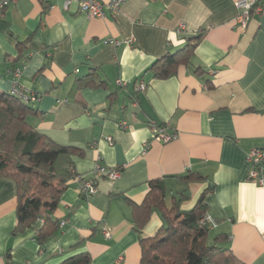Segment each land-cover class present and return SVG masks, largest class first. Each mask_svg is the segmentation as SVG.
Wrapping results in <instances>:
<instances>
[{
	"label": "crops",
	"instance_id": "obj_1",
	"mask_svg": "<svg viewBox=\"0 0 264 264\" xmlns=\"http://www.w3.org/2000/svg\"><path fill=\"white\" fill-rule=\"evenodd\" d=\"M64 1L16 0L0 14V94L16 82L38 96L27 121L72 149L75 175L50 215L56 232L42 244L35 240L38 220L12 235L15 186L0 179V264H60L81 253L90 264H140L131 204L162 181L169 206L180 190L174 177L188 173L205 180L188 185L179 209L191 210L211 187L206 214L218 221L212 239L225 236L224 247L243 264H264V187L247 180L244 160L249 149H264V0L245 30L234 27L242 0H126L100 19L74 5L64 10ZM189 45L186 63L153 78L148 69L156 61ZM23 55L29 59L21 65ZM20 66L14 81L9 70ZM89 74L93 86L79 88ZM152 122L176 137L152 141ZM97 164L119 169V177L101 178L86 196L78 177ZM161 224L153 213L140 235L154 236Z\"/></svg>",
	"mask_w": 264,
	"mask_h": 264
},
{
	"label": "trees",
	"instance_id": "obj_2",
	"mask_svg": "<svg viewBox=\"0 0 264 264\" xmlns=\"http://www.w3.org/2000/svg\"><path fill=\"white\" fill-rule=\"evenodd\" d=\"M193 47L189 45L176 54L164 56L148 71L155 79L167 78L175 73L179 64L188 61ZM19 59L24 65L29 57L23 55ZM16 68L22 71L23 66L12 67L9 71L13 73ZM91 77L89 74L77 86H93ZM33 112L30 104L10 94H0V179H9L14 183L17 201L12 235L32 229L35 222L41 219L35 240L42 244L46 237L56 232L58 221L52 220L50 215L56 210L67 182L75 175L72 149L56 145L38 133L27 121L28 114ZM150 125L163 127L153 122ZM174 179L180 190L170 195L169 206L162 181L149 184L140 205L131 204L134 229L139 234L140 264H243L224 247L225 236H215L209 244L210 231L200 224L207 210L205 195L212 191L211 187L201 194L191 210L179 209V204L188 198V185L205 178L188 173ZM44 213L47 215L44 216ZM153 213L158 214L162 224L154 236L142 237L141 231ZM90 262V256L81 253L60 264Z\"/></svg>",
	"mask_w": 264,
	"mask_h": 264
},
{
	"label": "built area",
	"instance_id": "obj_3",
	"mask_svg": "<svg viewBox=\"0 0 264 264\" xmlns=\"http://www.w3.org/2000/svg\"><path fill=\"white\" fill-rule=\"evenodd\" d=\"M16 0H0V14L9 6L15 4ZM126 2V0H65L63 9L69 10V8L74 5L76 11L85 15L87 18H103L104 10L107 9L110 13L115 14L119 11L121 6ZM238 14L234 20V27L238 30H245L250 19L251 13H259L262 11V6L259 4V0H242L237 4ZM21 74V69L16 68L12 75L14 81ZM115 84L117 87H125L126 83L121 80H116ZM145 85L143 82H139L135 90L143 91ZM10 95L20 99L23 103L33 104L38 101V96L34 93L22 89L16 82H14L12 89L10 90ZM133 106H137V102H133ZM118 127L120 129H126V124L124 122L119 123ZM151 139L159 143H167L176 137L175 133L168 134L164 127L156 128L154 125H150ZM244 160L248 165L249 169L247 172V180L253 182L254 184L264 187V149L251 148L244 154ZM119 169H107L99 166L98 164L94 167L91 175L88 177H78L79 191L86 196L94 195L97 191V182L101 178H106L108 180L114 181L119 177ZM42 223V220L39 219ZM200 224L207 228V230L212 231L218 226V221L209 217L207 214L200 220ZM103 235L108 237L107 231H103Z\"/></svg>",
	"mask_w": 264,
	"mask_h": 264
},
{
	"label": "rangeland",
	"instance_id": "obj_4",
	"mask_svg": "<svg viewBox=\"0 0 264 264\" xmlns=\"http://www.w3.org/2000/svg\"><path fill=\"white\" fill-rule=\"evenodd\" d=\"M214 234H215V232H211L210 233L209 238H208L209 244L212 242V237H213Z\"/></svg>",
	"mask_w": 264,
	"mask_h": 264
}]
</instances>
